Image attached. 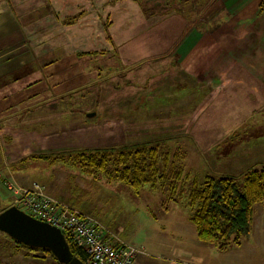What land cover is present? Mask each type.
Instances as JSON below:
<instances>
[{"label": "rangeland", "instance_id": "1", "mask_svg": "<svg viewBox=\"0 0 264 264\" xmlns=\"http://www.w3.org/2000/svg\"><path fill=\"white\" fill-rule=\"evenodd\" d=\"M177 2L182 7L183 3L186 4L183 0H0V31H3L0 33L1 45L8 38L6 27L12 25L20 33V45L41 43L51 49L54 44L73 42L76 37L78 44L89 42L97 51L92 53L95 56H85L90 60L91 66L84 69L79 67V62L73 57L54 54L60 57L55 60L57 67H53L52 62L48 69H31L34 70L33 73L37 72L36 76L42 74L39 84H32L29 78L22 82L24 77L20 74L24 73V68H10L9 73L4 75V69H0V95L7 94V100H0V103L3 101L6 107L10 102L15 103L11 99L13 96L29 95L37 89L40 92L38 97L57 96L45 105L52 104L48 111H53L54 120L58 123L55 121V124L51 125V116L43 114L4 117L0 121V127H13L3 132L4 140L8 141L14 131L28 130L31 134L32 124V128L44 131L37 137L46 130L47 134L55 135V132H51L55 129L56 134L59 131L58 135L61 137L65 132L70 141L67 149L69 151L164 140L166 148L173 151L178 147L186 152L182 172L188 181L184 180L183 188H187L192 179L201 180L204 175L209 174L205 159L210 132L204 112L212 108L217 109L222 103L216 99L217 96L213 99L210 94H189L186 90L190 85L181 79L182 71L176 67L174 59L170 56L162 58V43H165L164 38L162 39V9L169 3L167 9L176 10L174 4L178 5ZM48 14L57 15V18L50 20ZM67 19H72V23L67 27L70 37L63 35L67 33L64 29ZM12 38L13 35L10 39ZM175 38L167 37V44ZM110 43L113 45L111 50L108 49ZM146 43L149 44L145 47ZM128 47L134 50L128 52ZM63 58H66V62H63ZM3 79H7V82L2 83ZM83 82L84 85H81ZM47 87L50 88L44 92ZM70 89L71 92L65 93V96H58L60 92ZM162 91L166 96H162ZM185 94L191 96V99L187 100V107L185 104L178 108L171 105L167 114L162 115V102L177 100ZM148 95H151L150 100ZM227 96L230 97V100H227V108L230 111L215 118L227 131L226 139L241 140L242 143L263 141L264 103L256 101L255 96H250L242 88ZM20 107L21 105H13V109ZM88 113L94 115L88 117ZM256 129L259 131L255 132ZM221 134L217 136L218 132L213 133L215 142H223ZM235 134L236 136H233ZM22 141L32 143L37 139L24 137ZM221 162L222 164H215V167L221 168L222 171L211 172L209 175L238 176L241 170L250 165L235 159L229 164V160ZM24 166L29 174L33 175L63 167L58 164L48 166L43 162L32 167L31 160H27ZM68 173L70 176L72 173H78L88 186L84 194L75 196L72 200L80 211L71 204L51 196L44 188L46 194L92 217L113 239L142 250L145 253L143 255H149L147 257L153 263L169 264V259L164 261L154 257L162 255L172 258L173 252L168 246L175 250L179 246L177 236L181 234L179 241L185 240L184 251L188 252L190 257L198 255L201 264H212L211 246L197 240L195 228L188 219V210L181 205L185 193L179 203L169 202L168 210L164 211L160 206L162 195L147 187L135 194L126 185L108 183L101 178L94 179L80 174L74 168H70ZM67 177L54 173L55 186L60 193L66 194L72 189V179ZM2 178L5 186L7 181L25 187L33 183L22 185L13 178ZM9 192L11 199L5 190L0 191V213L10 207V204L12 206L16 200L11 191ZM83 195L87 197L82 199ZM221 258L220 255V263ZM29 259H33V256L0 231V264H58L52 258L46 263ZM259 262L264 264V259Z\"/></svg>", "mask_w": 264, "mask_h": 264}, {"label": "crops", "instance_id": "2", "mask_svg": "<svg viewBox=\"0 0 264 264\" xmlns=\"http://www.w3.org/2000/svg\"><path fill=\"white\" fill-rule=\"evenodd\" d=\"M183 1L186 2V4L183 3L185 8L177 2L178 5L174 4L176 10L167 9L169 3L166 4L168 5L167 7H163L162 9V39L164 38L165 40V43H162V58L170 56L174 59L176 67L182 71L181 79H183L186 84L190 85L186 90L189 94H191V92L194 94L198 92L210 94L213 99L217 96L216 99L222 103L221 107L218 106L217 109L212 108L204 112L206 115L205 119H207V123H209L208 131L210 132L207 140L208 147L205 159L209 172L222 171L221 168L216 169L215 164H222L221 161L225 160H229L227 163L229 164L233 159L250 164L241 170L238 175L249 168H262L264 167V140L248 143H242L241 140H227L225 136L227 131L216 122L218 119H215L220 116V114L225 115V113L230 111V109H228L229 102H227V100H230V97H228L227 94H231V92L236 89L240 90V88H242L250 96H255L257 98L256 101L264 103V12L260 15L258 14L260 0ZM47 17L53 20L57 18V15L48 14ZM65 25L64 29L67 33L63 35L70 37L71 35L67 28L69 24ZM6 28L8 38L3 45L0 44V69H4L2 73V75H4L9 73L8 69L10 68H24V73L20 74L24 77L22 82L29 78L32 84H39L42 74L36 76L37 72L33 73L34 70L31 69H34V67L48 69V65L52 64V62H54L53 67H57V65H55V60L60 59V57H56L54 55L56 53L64 57H73L79 62V67L84 69V67L89 68L91 66L90 60L88 61L85 56L97 52L95 51V46L91 47V43L89 42H79L78 44L76 37H74L73 42L54 44L51 49L47 48L45 45H41V43L35 45L28 44L29 46L20 45L18 42L20 37L19 31L12 25ZM1 32L3 31H0V33ZM12 35L14 38L10 39ZM150 35L151 34H149V36ZM169 36L176 37L177 39L175 38L173 42L167 44L166 41ZM148 44L149 43L144 44L145 47ZM109 45H111V47ZM109 45L108 49L111 50L113 45L112 43ZM116 49L117 47L115 45L114 51H116ZM133 50L134 49L128 47L126 51L131 52ZM63 62H66V58H63ZM66 65L70 67V65ZM68 76H70V74H68ZM12 78L14 77H11V79ZM4 82L6 83L7 79H3L2 83ZM90 82L91 81H87V83ZM80 84L84 85V82ZM49 88L50 87H47L46 90L43 91L46 92ZM166 89L167 88H165V91ZM70 92L71 89L67 91L64 90L60 92L58 96H65ZM189 94L182 95L177 100L170 102L162 100L164 101L162 102V115L167 114L168 107L171 105L178 108L182 106V104H185L186 106H184L187 107V100L191 99ZM39 95L40 92L39 89H37L29 95L20 94L19 96H13L11 99L15 103L13 104L10 102L6 107L3 101L7 100V94L3 93L0 95V100H3L0 103V121L4 117L11 118L16 115L36 116L43 114L50 115L52 118L51 125H54L55 121H57L54 120L55 115H52L53 111L51 113L48 111V108H52V104H45L49 100H54L57 96L42 95L38 97ZM162 96H166L163 91ZM147 98L150 100L151 95H148ZM37 100H41V102ZM17 101L18 103H16ZM13 105H21V107L13 109ZM4 107L11 110L9 112H4L7 110ZM122 120L124 121V119ZM125 120H127V117ZM32 126L31 134L28 133V130H26V132L24 130L14 131L13 136L10 137L8 141L4 140L3 132L11 130L13 127H0V191L5 190L10 197V192L4 185L2 176L13 178L22 185L38 182L44 186L48 194L78 209L72 203V200L75 196L80 197L84 194L88 187L85 180L80 177L78 173H72L70 176L68 173L70 167L62 165L63 167H59L61 169L55 168L51 169V172L46 170V172L41 175H33L29 174L26 170L27 168L24 166L27 160L32 161V167L39 165V162L46 163L48 166L56 165L50 164L47 160L38 157L69 152L67 149L70 141L67 134L64 132L61 137L58 135L59 131L56 134L57 130L53 129L51 132H55V135L47 134L46 130L45 133H41L37 137L40 132L44 131L34 129ZM258 131L259 129H256L255 132ZM214 132H218L217 136L222 133L223 142H215V137H213ZM23 133L25 134L23 135ZM233 136H236V134ZM24 137L30 140L35 138L37 141L32 142L33 144L29 141H24V143L22 141ZM16 149L19 150L16 151ZM243 158L248 160H243ZM54 173L62 175L63 177L70 176L67 178L72 179V189L66 194L60 193L57 190L53 179ZM80 183H83V185ZM86 197V195H83L82 199ZM263 228L264 202H261L253 206L252 228L249 237L240 247L225 253H216V250L211 246L210 257L212 258V264H260L259 261L264 259ZM180 237L181 234L177 236L179 246H177L175 250L168 246L173 252L172 258L162 257V255L154 258L158 260L163 259L164 261L169 259V264H201V262L198 261V255L190 257L188 252L184 251L185 240L179 241ZM160 243L162 245V242ZM143 254L145 253H143L142 250L137 249L135 255L136 264H157L148 259L147 256L149 255L145 256ZM220 255L222 256L221 263L218 261ZM190 258L193 259V262L188 260ZM48 259L49 258L33 257V259L29 260L46 263ZM253 260H255V262Z\"/></svg>", "mask_w": 264, "mask_h": 264}, {"label": "trees", "instance_id": "3", "mask_svg": "<svg viewBox=\"0 0 264 264\" xmlns=\"http://www.w3.org/2000/svg\"><path fill=\"white\" fill-rule=\"evenodd\" d=\"M264 12L260 0L258 14ZM67 19L65 24H71ZM164 140L124 145L80 149L49 156H39L50 164L74 168L81 174L108 183H121L135 194L147 187L159 192L160 206L166 211L169 202L179 203L188 210V219L195 228L199 242L212 246L216 252L236 249L249 237L252 228L253 206L264 202V167L249 168L238 176H213L188 181L182 172L186 152L181 148L171 150ZM185 180V182H184ZM73 256L88 264V256L64 234ZM36 258H52L46 248H34L13 240ZM60 264V263H58Z\"/></svg>", "mask_w": 264, "mask_h": 264}, {"label": "built area", "instance_id": "4", "mask_svg": "<svg viewBox=\"0 0 264 264\" xmlns=\"http://www.w3.org/2000/svg\"><path fill=\"white\" fill-rule=\"evenodd\" d=\"M6 187L16 197L13 206L66 234L87 254L88 264H136L135 247L113 239L92 217L52 199L39 183L25 187L7 181Z\"/></svg>", "mask_w": 264, "mask_h": 264}, {"label": "water", "instance_id": "5", "mask_svg": "<svg viewBox=\"0 0 264 264\" xmlns=\"http://www.w3.org/2000/svg\"><path fill=\"white\" fill-rule=\"evenodd\" d=\"M93 115L87 114L88 117ZM0 231L25 246L48 249L60 264H85L72 255L59 229L13 205L0 213Z\"/></svg>", "mask_w": 264, "mask_h": 264}]
</instances>
